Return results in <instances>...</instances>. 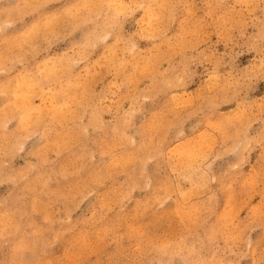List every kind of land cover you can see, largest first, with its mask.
<instances>
[{
  "label": "clouds",
  "instance_id": "9594fccd",
  "mask_svg": "<svg viewBox=\"0 0 264 264\" xmlns=\"http://www.w3.org/2000/svg\"><path fill=\"white\" fill-rule=\"evenodd\" d=\"M0 264H264V0H0Z\"/></svg>",
  "mask_w": 264,
  "mask_h": 264
}]
</instances>
